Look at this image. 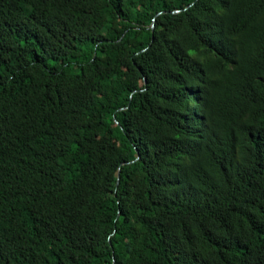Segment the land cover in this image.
Here are the masks:
<instances>
[{"label":"trees","instance_id":"trees-1","mask_svg":"<svg viewBox=\"0 0 264 264\" xmlns=\"http://www.w3.org/2000/svg\"><path fill=\"white\" fill-rule=\"evenodd\" d=\"M0 264H264V0H0Z\"/></svg>","mask_w":264,"mask_h":264},{"label":"water","instance_id":"water-1","mask_svg":"<svg viewBox=\"0 0 264 264\" xmlns=\"http://www.w3.org/2000/svg\"><path fill=\"white\" fill-rule=\"evenodd\" d=\"M176 11H179V10H176ZM154 26H155V22L153 20V23L151 24V27L154 28ZM116 123H118V122L116 121ZM137 158H138V155L134 158V160H136ZM117 182H118V178H117Z\"/></svg>","mask_w":264,"mask_h":264}]
</instances>
